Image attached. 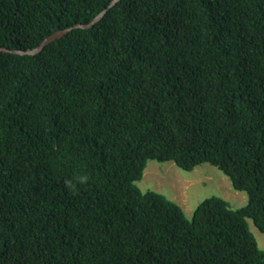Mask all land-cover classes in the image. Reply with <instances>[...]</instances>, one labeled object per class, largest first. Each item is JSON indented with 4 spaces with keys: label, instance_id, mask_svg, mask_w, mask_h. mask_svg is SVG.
<instances>
[{
    "label": "trees",
    "instance_id": "obj_1",
    "mask_svg": "<svg viewBox=\"0 0 264 264\" xmlns=\"http://www.w3.org/2000/svg\"><path fill=\"white\" fill-rule=\"evenodd\" d=\"M113 0H0L30 50ZM210 163L247 194L192 216L139 186ZM83 181V182H82ZM264 0H120L0 53V264H264Z\"/></svg>",
    "mask_w": 264,
    "mask_h": 264
},
{
    "label": "rangeland",
    "instance_id": "obj_2",
    "mask_svg": "<svg viewBox=\"0 0 264 264\" xmlns=\"http://www.w3.org/2000/svg\"><path fill=\"white\" fill-rule=\"evenodd\" d=\"M143 191L155 190L178 202L192 216L198 205L212 196L230 201L234 208L244 206L247 194L237 191L231 180L218 167L205 163L194 171H186L174 162L149 161L142 180L138 183ZM264 249V233L252 226Z\"/></svg>",
    "mask_w": 264,
    "mask_h": 264
},
{
    "label": "water",
    "instance_id": "obj_3",
    "mask_svg": "<svg viewBox=\"0 0 264 264\" xmlns=\"http://www.w3.org/2000/svg\"><path fill=\"white\" fill-rule=\"evenodd\" d=\"M120 0H113L109 7L107 9H105L104 11H102L99 15H97L90 23L88 24H77L73 27L67 28V29H62V30H58L57 32H55L54 34H52L51 36L47 37L42 44L35 48V49H30V50H19V49H10L8 47H3L0 46V53L2 52H8V53H16V54H21V55H35L40 53L46 45L56 41L57 39H61L64 36H66L67 34H69L70 32H72L74 29H78V28H84V29H88V28H92L93 26H95L97 23H99L101 21V19L107 14L108 9L112 8L113 6H115Z\"/></svg>",
    "mask_w": 264,
    "mask_h": 264
},
{
    "label": "clouds",
    "instance_id": "obj_4",
    "mask_svg": "<svg viewBox=\"0 0 264 264\" xmlns=\"http://www.w3.org/2000/svg\"><path fill=\"white\" fill-rule=\"evenodd\" d=\"M83 182V181H82Z\"/></svg>",
    "mask_w": 264,
    "mask_h": 264
}]
</instances>
